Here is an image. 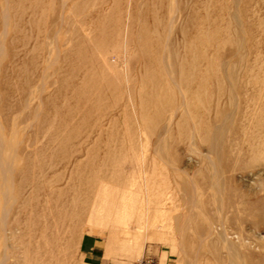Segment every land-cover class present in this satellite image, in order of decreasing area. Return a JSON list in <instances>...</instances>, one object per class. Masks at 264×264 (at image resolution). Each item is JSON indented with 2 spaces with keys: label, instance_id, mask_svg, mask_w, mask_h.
<instances>
[{
  "label": "rangeland",
  "instance_id": "obj_1",
  "mask_svg": "<svg viewBox=\"0 0 264 264\" xmlns=\"http://www.w3.org/2000/svg\"><path fill=\"white\" fill-rule=\"evenodd\" d=\"M6 9L0 122L5 139L32 134L37 186L5 204L0 264H82L86 233L102 264H246L226 249L238 236L264 254V0H0ZM28 49L26 81L10 70ZM14 80L30 83L29 108Z\"/></svg>",
  "mask_w": 264,
  "mask_h": 264
},
{
  "label": "bare ground",
  "instance_id": "obj_2",
  "mask_svg": "<svg viewBox=\"0 0 264 264\" xmlns=\"http://www.w3.org/2000/svg\"><path fill=\"white\" fill-rule=\"evenodd\" d=\"M10 12V11H9ZM8 12V10L6 9V10H4V11H2V13L0 14V22H1V25H2V30L0 31V62H1V59L2 58H4V55H5V48H4V39L6 38L5 36L7 35V31H6V29H8L7 27H8V25H9V20H10V15L9 14H11V13H9ZM207 19V18H206ZM201 22L202 21H200V25H201ZM207 22H208V19H207ZM203 23V22H202ZM171 25V24H170ZM169 25V26H170ZM199 26V25H198ZM200 27H202V26H200ZM200 27L198 28L197 27V30L196 31H200ZM16 28H13V31L15 30ZM148 31V30H147ZM147 31H146V33H147ZM14 34H16V33H14ZM16 36H18V35H16ZM20 36V35H19ZM18 36V37H19ZM30 36V35H29ZM207 36H208V34L206 35V38H207ZM13 37V36H12ZM26 37H28V36H26ZM25 37V38H26ZM158 37V36H157ZM209 37V36H208ZM19 38H21V37H19ZM30 37H28V39H29ZM197 39V38H196ZM201 39V38H200ZM200 39H199V41H197V40H195V39H193L192 41H195V43L197 42V44L198 43H200ZM209 39V38H208ZM17 40V39H16ZM23 39H21V41H22ZM24 40H27V38L26 39H24ZM24 40H23V42H24ZM29 40H31V38L29 39ZM29 40H27L26 42L28 43V41ZM202 40V39H201ZM204 40V39H203ZM12 41V40H11ZM205 41V40H204ZM19 42H20V40H19ZM13 43H15L14 42V40H13ZM208 43H210V41L208 42ZM15 44H17V43H15ZM14 44V45H15ZM23 44H25V43H23ZM29 44V43H28ZM203 44L205 45V43L203 42ZM202 44V45H203ZM14 45H12V47H14ZM8 46H11V45H8ZM142 50L145 52V53H147L148 55L150 54V52L152 51V48H153V46H152V42H151V40H150V36H149V33L146 35V37H145V39H144V41H143V43H142ZM194 46V45H193ZM192 45H191V47H193ZM197 46V45H196ZM206 46V45H205ZM190 47V48H191ZM198 47H201L199 44H198ZM203 47V46H202ZM10 48V47H9ZM14 48H16V47H14ZM14 48H13V50H14ZM32 48V47H31ZM194 48H195V46H194ZM197 49V48H196ZM204 49H205V47H204ZM203 49V50H204ZM8 51H7V53L9 52V49H7ZM12 50V51H13ZM29 50V52L28 53H30V49H28ZM195 50V49H194ZM194 50H192V51H194ZM14 51H16V50H14ZM191 51V52H192ZM197 50H195V52H196ZM17 52V51H16ZM195 52H193L194 54H195ZM202 52V51H201ZM18 53V52H17ZM152 53V52H151ZM27 54V53H26ZM163 54V53H162ZM13 55H14V53H13ZM30 55H31V59H30V61L28 62V64L27 65H25V66H23L22 68H18V71L19 72H16L15 70H13V69H11V65H10V72L12 73V74H19V73H21V75L23 74L24 76H23V79H24V77H25V79H26V81H28V79H27V77L28 76H30V75H28L29 74V72H31L32 73V70L31 71H29L30 70V68H32V52L30 53ZM199 56H200V54H198ZM8 56V55H7ZM27 56V55H26ZM156 56H157V54H154V59H156ZM163 56V55H162ZM196 56H197V54H196ZM195 57V56H194ZM200 57H202V55L200 56ZM7 58V57H6ZM205 58V56L204 57H202V59H204ZM193 59V58H192ZM197 59H198V57H197ZM6 60V59H5ZM13 60V59H12ZM193 60H195V59H193ZM241 60V59H240ZM198 61V60H197ZM197 61H196V64H197ZM200 61V60H199ZM199 61H198V63H199ZM244 61V60H243ZM4 62V61H3ZM2 62V63H3ZM14 62H16V61H14ZM192 63H193V61H191ZM195 62V61H194ZM204 62V60L203 61H201V64ZM209 62H211V61H209ZM11 62H9L8 64H10ZM212 63H213V61L211 62V63H207V65L208 66H212ZM6 64V63H5ZM7 64V65H8ZM23 64H25V63H23ZM151 64V63H150ZM195 64V65H196ZM200 64V63H199ZM221 64V63H220ZM2 65V64H1ZM6 65V66H7ZM12 65H14V66H16L17 65V62H16V65L15 64H12ZM105 65V64H104ZM194 65V63L192 64V66ZM198 65V64H197ZM207 65H205V66H207ZM223 65V63L219 66L218 64L217 65H215V68H218V66H219V68L221 67ZM3 66V65H2ZM148 66H150L149 64H148ZM1 67V66H0ZM18 67V66H17ZM198 67V66H197ZM5 68H9V66L8 67H5ZM194 68V67H193ZM209 69H210V67H208ZM222 68H224V67H222ZM15 69V68H14ZM206 69V68H205ZM221 69V68H220ZM5 70H7V69H5ZM3 71V70H1V72L3 71V73H5L6 71ZM193 70H195V68L193 69ZM193 70H192V73H193ZM197 71H200V68L198 69H196ZM196 70H195V72H196ZM212 70V69H211ZM224 70H226V69H224ZM224 70H222V71H224ZM227 70H229V69H227ZM244 70V69H243ZM9 71V69L7 70V72ZM181 71V70H180ZM207 71V70H206ZM213 71V70H212ZM211 71V72H212ZM217 72H218V69L216 70ZM221 71V70H220ZM208 72H210V71H208ZM207 72V73H208ZM214 72V71H213ZM229 72V71H228ZM244 72L246 73V69L244 70ZM248 72V71H247ZM249 72H251V71H249ZM248 72V73H249ZM30 73V74H31ZM191 73V74H192ZM200 73V72H199ZM220 73V72H219ZM222 73V72H221ZM224 73L226 74L227 72L226 71H224ZM7 73H5L3 76L4 77H6L7 75H6ZM193 74H196V73H193ZM198 74V73H197ZM202 74V73H201ZM206 74V73H205ZM228 74V73H227ZM226 74V75H227ZM251 74V73H250ZM2 75V74H1ZM190 75V74H189ZM209 75V74H208ZM221 75H223V73L221 74ZM246 75V74H245ZM17 76V75H16ZM202 76V75H201ZM218 76V75H217ZM216 76V77H217ZM11 77V76H10ZM181 77V76H180ZM190 78H191V75L189 76ZM16 78V77H15ZM19 80H20V78L19 77H17ZM29 79L31 78V77H28ZM189 78V80H191L192 79V81L194 82V78H195V75H194V78H191L190 79ZM200 78V77H199ZM207 78V77H206ZM32 79V78H31ZM174 79V78H173ZM203 79H204V77L202 78V80L201 81H203ZM10 80H11V78H10ZM13 80V79H12ZM11 80V81H12ZM208 80V79H207ZM215 80H216V78H215ZM10 81V82H11ZM17 81V83H20L18 80H16ZM24 81V80H23ZM200 81V84H202V82ZM7 82H9V81H7ZM14 83H15V80L13 81ZM173 82V81H172ZM188 82H190V81H188ZM207 81L205 80V82H203V84L204 83H206ZM216 82V81H215ZM219 81L217 80V82H216V88H217V86H218V84L220 85V83H218ZM13 83V84H14ZM192 83V82H191ZM218 83V84H217ZM251 83H254V82H251ZM8 84V83H7ZM13 84H12V86H13ZM11 85V84H10ZM197 85V84H196ZM208 85V84H207ZM255 85V84H254ZM31 85H30V83L28 84L27 82L24 84V85H21V86H19V85H17L16 83H15V87L13 86L12 88H16L17 90H18V93H19V90H20V93H22V94H24V96H23V98H24V101H25V103H26V106H27V108H29V106H30V99H31V91H30V87ZM201 86V85H200ZM199 86V87H200ZM205 86V85H204ZM221 86V85H220ZM220 86H218V87H220ZM197 87H198V85H197ZM198 87V88H199ZM202 87V86H201ZM11 88V89H12ZM203 88H205V87H203ZM238 88V87H237ZM219 89H221V88H218L217 90H219ZM16 90V91H17ZM6 91V90H5ZM15 91V90H14ZM15 91V92H16ZM221 90H219L218 92H220ZM222 92V91H221ZM3 96V95H2ZM5 96V95H4ZM3 96V97H4ZM21 96V95H20ZM254 96H255V94H254ZM259 96V94H257V97ZM0 97H1V95H0ZM200 97V96H199ZM199 97H197V98H199ZM260 97V96H259ZM264 97V96H263ZM9 99V98H8ZM20 100H21V98H19ZM199 99H201V98H199ZM260 99V98H259ZM262 99H264V98H262ZM12 100V99H11ZM14 100V99H13ZM19 100V101H20ZM250 100H253V99H250ZM1 101H3V100H1ZM10 101V100H9ZM204 101H206V100H204ZM264 101V100H263ZM15 102V101H14ZM17 102V101H16ZM207 102V101H206ZM9 103V102H8ZM1 104H2V102H1ZM0 104V105H1ZM5 104V103H4ZM11 104V103H10ZM14 105V104H13ZM4 106V105H3ZM1 107V106H0ZM31 110V109H30ZM10 111V110H9ZM30 113V112H29ZM262 114H264L263 113V110H262V112H261ZM261 113H259V114H261ZM31 114V113H30ZM29 114V115H30ZM28 116V115H27ZM32 116V115H31ZM259 116V115H258ZM260 117V116H259ZM264 116H262V118H263ZM220 119H222L221 117H220ZM220 119H219V121H220ZM255 119V118H254ZM264 119V118H263ZM216 121H218V120H216ZM264 121V120H263ZM255 122H256V120H255ZM255 122H254V124H255ZM258 122H259V120L257 121V123L256 124H258ZM263 123V122H262ZM261 123V124H262ZM241 124V123H240ZM197 125H199V124H197ZM202 125V124H201ZM200 125V126H201ZM212 125V124H211ZM228 125V124H227ZM264 125V124H263ZM200 126H199V128H200ZM242 126V125H241ZM241 126H239V127H241ZM32 127V126H31ZM203 127V126H202ZM220 127V126H219ZM219 127H217L218 129L217 130H219ZM196 128V127H195ZM207 129V128H206ZM213 129V128H212ZM242 130H243V128H241ZM261 129V128H260ZM263 129V128H262ZM261 129V130H262ZM3 131H4V125L2 124V122H0V198H1V200H2V202L4 203L3 204V206H2V208H1V223H2V221L4 222V220H5V216H6V207H5V204H6V202H7V200L9 199V198H12V200H14V199H16V197H18L19 195H20V193H21V191L23 192V190L25 189V188H29L30 190H32V187L33 188H36V186H37V181L36 180H32V134L29 136V139H28V144L27 145H22L23 144V141L20 139V140H15L14 141V139H5L4 138V136H3ZM204 131H207V130H204ZM214 131V130H213ZM221 131V130H220ZM241 131V130H240ZM246 131V130H245ZM248 131V130H247ZM260 131V130H259ZM28 132V131H27ZM244 132V131H243ZM204 133V132H203ZM241 133V132H240ZM253 133V132H252ZM252 133H250L251 135H254L255 134V132H254V134H252ZM263 133H264V131H263ZM212 134H213V132H212ZM219 134V133H218ZM259 134H261V131H260V133ZM220 135V134H219ZM263 136H264V134H262ZM208 136V134L206 135V137ZM213 136H214V134H213ZM234 136L235 137H237L236 136V134H234ZM249 136V135H248ZM205 137V136H204ZM204 137H202L203 139H204ZM213 138V137H212ZM238 138V137H237ZM249 138H250V136H249ZM255 138V136H253V139ZM207 139V141L206 142H208V137L206 138ZM209 139H211V138H209ZM253 139H251V140H253ZM263 139V138H262ZM205 140V139H204ZM212 140V139H211ZM262 141V140H261ZM225 142H227L226 140H225ZM222 143V142H221ZM263 143V142H262ZM209 144H211V143H209ZM217 144V143H216ZM259 145V144H258ZM257 145V146H258ZM210 146V145H209ZM213 146V145H212ZM223 146V145H222ZM260 146V145H259ZM218 147V146H217ZM225 147V146H224ZM220 148V147H219ZM215 149V148H214ZM222 149V148H221ZM261 149L263 150V152H264V144H262V146H261ZM258 150H260V147L258 148ZM212 151V150H211ZM255 159V158H254ZM255 161V160H254ZM260 188V187H259ZM22 194V193H21ZM27 201L31 204L32 203V191H31V193L29 194V197H28V199H27ZM48 203V202H47ZM253 204V203H252ZM252 204H249V206L251 205L252 206ZM250 211H251V214L253 215L252 217H256V219H254V222L252 223V225H254L255 227H258V225H259V223L260 222H258L257 223V217H259V214H257L256 216L254 215V211H252V209H250V208H248ZM248 211V210H247ZM258 213V212H257ZM264 214V213H263ZM249 215V214H248ZM250 216V215H249ZM261 216V215H260ZM263 216V215H262ZM261 216V218L263 219L264 217H262ZM249 218V217H248ZM253 220V219H252ZM259 221H262L261 219L259 220ZM263 221H264V219H263ZM5 223V222H4ZM257 223V224H256ZM3 224V223H2ZM5 225V224H4ZM257 225V226H256ZM225 232V231H224ZM3 233H5V232H3ZM225 234H226V232H225ZM224 234V235H225ZM237 234H239V233H237ZM239 235H241V234H239ZM226 236H227V234H226ZM225 236V237H226ZM239 238H240V242L238 243L239 244V250L234 246V244H232L231 242L230 243H228L227 244V246H226V249L228 250V252H230V253H232V254H234L235 256L237 255L238 257H240L241 259H243V261H244V263L246 262V260H247V262L248 263H246V264H256V261L255 260H260V259H264V254L263 253H259V251L257 252L256 250H255V248H256V246H254V250L253 249H251V245H245L244 244V237H241V236H238ZM256 243V242H255ZM258 244L260 245V243L258 242ZM257 244V245H258ZM255 245V244H254ZM258 245V246H259ZM263 249V248H262ZM264 250V249H263ZM263 252V251H262ZM229 255V254H228ZM230 256V255H229ZM238 257H236L237 259H238ZM231 258V257H230ZM252 258H256L255 260L254 259H252ZM240 260V259H239ZM232 261V260H231ZM238 260H236V261H234V263L235 262H237ZM262 262H264V260L262 261ZM261 262V263H262ZM238 263V262H237ZM257 263H258V261H257ZM260 263V264H261ZM221 264V263H220Z\"/></svg>",
  "mask_w": 264,
  "mask_h": 264
},
{
  "label": "crops",
  "instance_id": "obj_3",
  "mask_svg": "<svg viewBox=\"0 0 264 264\" xmlns=\"http://www.w3.org/2000/svg\"><path fill=\"white\" fill-rule=\"evenodd\" d=\"M79 257L82 264H102L100 241L97 236L86 233L79 242Z\"/></svg>",
  "mask_w": 264,
  "mask_h": 264
},
{
  "label": "built area",
  "instance_id": "obj_4",
  "mask_svg": "<svg viewBox=\"0 0 264 264\" xmlns=\"http://www.w3.org/2000/svg\"><path fill=\"white\" fill-rule=\"evenodd\" d=\"M144 264H149V262H145Z\"/></svg>",
  "mask_w": 264,
  "mask_h": 264
}]
</instances>
